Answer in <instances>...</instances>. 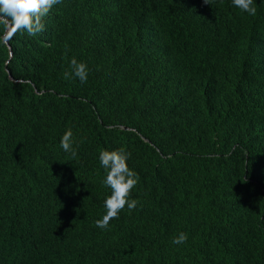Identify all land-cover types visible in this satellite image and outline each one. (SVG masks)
Returning a JSON list of instances; mask_svg holds the SVG:
<instances>
[{"label": "trees", "instance_id": "16d2710c", "mask_svg": "<svg viewBox=\"0 0 264 264\" xmlns=\"http://www.w3.org/2000/svg\"><path fill=\"white\" fill-rule=\"evenodd\" d=\"M253 6L62 0L35 36L0 29V264H264V0ZM72 58L85 83L64 79ZM119 149L139 203L104 230L98 157Z\"/></svg>", "mask_w": 264, "mask_h": 264}, {"label": "clouds", "instance_id": "9594fccd", "mask_svg": "<svg viewBox=\"0 0 264 264\" xmlns=\"http://www.w3.org/2000/svg\"><path fill=\"white\" fill-rule=\"evenodd\" d=\"M61 2L62 0H0V29L9 37L16 33L35 36L44 30L43 18L48 15L54 5ZM203 2L210 4L211 0H203ZM231 2L242 12L249 15L256 14L253 0H231ZM87 77V66L72 58L69 71L64 73V79L77 78L81 83H85ZM72 136L71 129L67 130L61 138L60 147L75 159L77 152L72 147ZM129 157L130 153L123 149L99 152V162L105 170L103 184L110 189L111 193L104 201L106 214L102 219L95 221L96 226L101 229L106 230L110 221L118 219L125 207L131 212L139 203L136 199H129L133 188L138 183V174L128 167ZM187 239V234L180 233L172 240V243L183 244Z\"/></svg>", "mask_w": 264, "mask_h": 264}]
</instances>
